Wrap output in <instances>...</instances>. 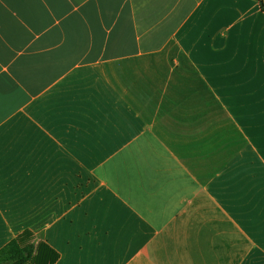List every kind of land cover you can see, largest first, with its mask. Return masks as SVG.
Masks as SVG:
<instances>
[{"label": "crops", "instance_id": "crops-1", "mask_svg": "<svg viewBox=\"0 0 264 264\" xmlns=\"http://www.w3.org/2000/svg\"><path fill=\"white\" fill-rule=\"evenodd\" d=\"M138 62L169 66L144 110ZM25 231L55 264H264L261 0H0V251Z\"/></svg>", "mask_w": 264, "mask_h": 264}, {"label": "rangeland", "instance_id": "rangeland-1", "mask_svg": "<svg viewBox=\"0 0 264 264\" xmlns=\"http://www.w3.org/2000/svg\"><path fill=\"white\" fill-rule=\"evenodd\" d=\"M178 57H180L182 62L184 61L182 55L176 52V60H178ZM185 66L188 67L187 65ZM125 67L127 74L123 75L121 74L122 65L116 64L115 68L112 66L113 78L123 88L125 93L129 94L132 98L137 96L136 103L142 110H144V107L155 93H171L165 85L167 82H163L164 74L169 68L166 62L154 65L138 62L132 65L127 64ZM191 73L193 72L191 71ZM178 74H175V76ZM187 76L181 75L179 87L174 90V93H200L201 85L196 76L194 74L190 75L189 81L186 79Z\"/></svg>", "mask_w": 264, "mask_h": 264}, {"label": "trees", "instance_id": "trees-1", "mask_svg": "<svg viewBox=\"0 0 264 264\" xmlns=\"http://www.w3.org/2000/svg\"><path fill=\"white\" fill-rule=\"evenodd\" d=\"M56 251L46 243H35V235L25 231L0 251V264H55Z\"/></svg>", "mask_w": 264, "mask_h": 264}, {"label": "built area", "instance_id": "built-area-1", "mask_svg": "<svg viewBox=\"0 0 264 264\" xmlns=\"http://www.w3.org/2000/svg\"><path fill=\"white\" fill-rule=\"evenodd\" d=\"M262 11L264 12V0H261Z\"/></svg>", "mask_w": 264, "mask_h": 264}]
</instances>
